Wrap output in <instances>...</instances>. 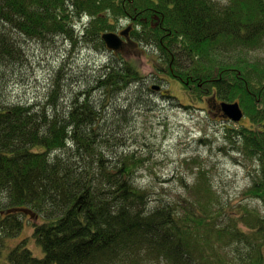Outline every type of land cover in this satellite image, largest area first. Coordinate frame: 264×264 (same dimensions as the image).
Returning a JSON list of instances; mask_svg holds the SVG:
<instances>
[{
	"label": "trees",
	"instance_id": "16d2710c",
	"mask_svg": "<svg viewBox=\"0 0 264 264\" xmlns=\"http://www.w3.org/2000/svg\"><path fill=\"white\" fill-rule=\"evenodd\" d=\"M86 17L76 38L74 21ZM122 21L133 27L127 49L152 48L155 71L177 79L191 103L240 104L252 126L227 139L256 162L245 194L264 207V0H0L3 90L26 58L17 33L106 50L102 36ZM122 53L97 72L100 101L69 90L63 65L44 104L0 102V243L27 220L44 252L35 257L25 240L9 264H264L263 213L228 211L205 168L189 167L193 182L180 179L184 195L168 200L137 183L144 159L119 153L123 138L107 126L115 97L144 79Z\"/></svg>",
	"mask_w": 264,
	"mask_h": 264
},
{
	"label": "rangeland",
	"instance_id": "374dc122",
	"mask_svg": "<svg viewBox=\"0 0 264 264\" xmlns=\"http://www.w3.org/2000/svg\"><path fill=\"white\" fill-rule=\"evenodd\" d=\"M76 21L77 38L85 33L90 19L86 17L81 26ZM127 25L126 21L115 23L120 29ZM16 38L26 58L17 76L9 81L10 86L3 90L0 83V102L44 104L63 65L69 90H92L97 72L102 71L111 59L112 52L108 48L99 50L91 42L74 44V41L62 36L43 41L30 40L18 33ZM155 54L152 48L147 49L142 45L139 50L127 49L117 56L118 59L136 63L144 79L131 84L128 90L116 96L108 112V128L117 127V133L123 138L124 146L117 149L119 153H133L144 159L137 183L154 190L152 199L162 196L168 200L184 195L180 179L193 182L195 174L189 167L195 172L205 168L213 189L222 203L228 206V211H239L243 206H248L259 209L264 216L260 201L248 200L245 194L257 164L247 160L243 153L230 150L227 139L229 129L251 127L250 120L245 117L241 125L219 121L220 118L213 117L209 112L207 101L191 103L188 92L179 81L155 71V67H160L154 62ZM153 85L166 90L165 97L158 91L148 90ZM90 94L98 101L104 99L101 91L92 90ZM167 95L178 99L173 100ZM62 103L67 105V91L63 94ZM24 222V229L18 237L0 243V264H9L10 253L25 240L35 257H44L41 246L33 237L31 223L27 220Z\"/></svg>",
	"mask_w": 264,
	"mask_h": 264
},
{
	"label": "water",
	"instance_id": "95a60500",
	"mask_svg": "<svg viewBox=\"0 0 264 264\" xmlns=\"http://www.w3.org/2000/svg\"><path fill=\"white\" fill-rule=\"evenodd\" d=\"M130 27L121 32L117 33H105L102 36V41L105 43L108 50L118 53L122 50L124 41L122 37H128ZM129 39V38H128ZM161 87L154 86V91H160ZM220 107L225 114V118H228L230 121L239 124L245 118L244 112L239 103H221Z\"/></svg>",
	"mask_w": 264,
	"mask_h": 264
},
{
	"label": "flooded vegetation",
	"instance_id": "af4514ba",
	"mask_svg": "<svg viewBox=\"0 0 264 264\" xmlns=\"http://www.w3.org/2000/svg\"><path fill=\"white\" fill-rule=\"evenodd\" d=\"M131 28L130 29V31H129V33H128V37L126 38V37H122V39H123V41H124V45H123V48H122V50H120V52H118V53H122V52H124L128 47H132L133 46V41H131V40H128V38H130V33H131V31H132V26L131 25H128V26H126L125 28H123V29H121L120 31H119V33L118 34H120L121 32H123L125 29H127V28ZM134 47H136V46H134ZM175 80H177V79H175ZM160 92V94L162 95V96H165L166 95V90H160L159 91ZM222 102L219 100V99H217V98H215V97H213V98H211L210 100H209V105H208V108H209V112L213 115V117H216V118H220V120L219 121H223V122H229L230 120L228 119V118H225V114H224V112L222 111V109H221V107H220V104H221ZM242 123V122H241ZM241 123H239L240 125H241Z\"/></svg>",
	"mask_w": 264,
	"mask_h": 264
}]
</instances>
